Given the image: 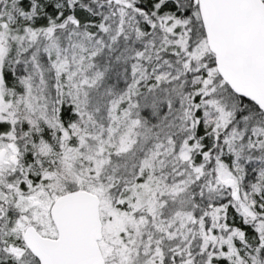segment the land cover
<instances>
[{
	"label": "snow or ice",
	"instance_id": "snow-or-ice-1",
	"mask_svg": "<svg viewBox=\"0 0 264 264\" xmlns=\"http://www.w3.org/2000/svg\"><path fill=\"white\" fill-rule=\"evenodd\" d=\"M0 264H264V0H0Z\"/></svg>",
	"mask_w": 264,
	"mask_h": 264
}]
</instances>
